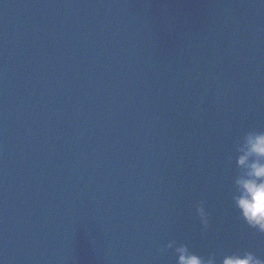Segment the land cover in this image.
Returning <instances> with one entry per match:
<instances>
[{
    "label": "clouds",
    "instance_id": "1",
    "mask_svg": "<svg viewBox=\"0 0 264 264\" xmlns=\"http://www.w3.org/2000/svg\"><path fill=\"white\" fill-rule=\"evenodd\" d=\"M235 167L232 182V205L249 228L264 234V131L250 129L234 141ZM202 227L207 228L208 215L200 202L196 207ZM175 257V264H264L250 251H233L219 259L215 253L207 257L192 252L184 243L170 241L159 251Z\"/></svg>",
    "mask_w": 264,
    "mask_h": 264
}]
</instances>
